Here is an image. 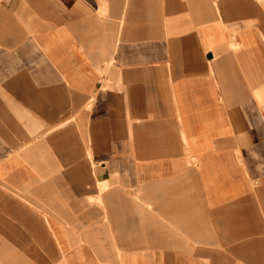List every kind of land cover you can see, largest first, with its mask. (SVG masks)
I'll list each match as a JSON object with an SVG mask.
<instances>
[{"label": "crops", "instance_id": "1", "mask_svg": "<svg viewBox=\"0 0 264 264\" xmlns=\"http://www.w3.org/2000/svg\"><path fill=\"white\" fill-rule=\"evenodd\" d=\"M0 264H264V0H0Z\"/></svg>", "mask_w": 264, "mask_h": 264}]
</instances>
